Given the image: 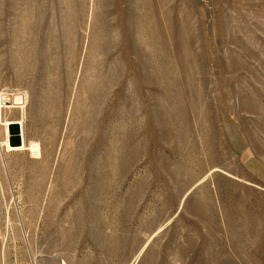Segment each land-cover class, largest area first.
Segmentation results:
<instances>
[{"label":"rangeland","instance_id":"1","mask_svg":"<svg viewBox=\"0 0 264 264\" xmlns=\"http://www.w3.org/2000/svg\"><path fill=\"white\" fill-rule=\"evenodd\" d=\"M0 264H264V0H0Z\"/></svg>","mask_w":264,"mask_h":264},{"label":"water","instance_id":"2","mask_svg":"<svg viewBox=\"0 0 264 264\" xmlns=\"http://www.w3.org/2000/svg\"><path fill=\"white\" fill-rule=\"evenodd\" d=\"M8 144L11 147H23L24 141L19 122H11L8 125Z\"/></svg>","mask_w":264,"mask_h":264},{"label":"bare ground","instance_id":"3","mask_svg":"<svg viewBox=\"0 0 264 264\" xmlns=\"http://www.w3.org/2000/svg\"><path fill=\"white\" fill-rule=\"evenodd\" d=\"M32 149L38 150L37 146H33V148H32Z\"/></svg>","mask_w":264,"mask_h":264}]
</instances>
